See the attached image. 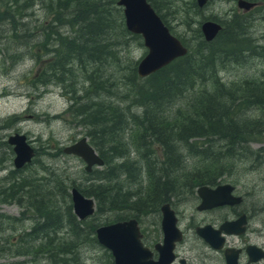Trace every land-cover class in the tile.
I'll list each match as a JSON object with an SVG mask.
<instances>
[{
  "label": "trees",
  "instance_id": "obj_1",
  "mask_svg": "<svg viewBox=\"0 0 264 264\" xmlns=\"http://www.w3.org/2000/svg\"><path fill=\"white\" fill-rule=\"evenodd\" d=\"M18 1L10 3L14 10L20 8ZM149 1L159 10L156 0ZM47 6L51 18L38 41L46 56L37 79L42 84L59 82L71 91L68 110L75 124L85 128L103 164L87 171V183H67L61 172L43 164L50 176L33 179L37 171L19 174L33 157L22 168H13L11 183L2 187L0 196L27 205L36 215L26 232L30 238L18 242L16 253H40L52 264H68L71 257L64 254L74 251L80 235L96 241L90 234L103 218L107 222L158 210L160 202L178 192L179 184L193 191L195 185L215 183L225 171L222 159L234 153L245 135L247 139L259 133L245 126L264 128L258 119L244 116L245 109L253 107L264 112V79L231 84L219 74L229 59L248 55L243 50L251 39L239 13L220 22L222 28L209 41L200 26L191 28L197 39L194 47L177 35L188 52L141 77L136 70L139 58H129L123 47L129 36L140 44L142 37L127 29L117 0H59ZM193 7L198 8L195 0ZM252 47L246 50L249 55ZM79 73L86 85L75 87ZM199 155L200 164L188 169V158ZM73 185L94 198L93 214L109 212L99 224L87 220L92 214L76 218L69 191ZM5 187L10 189L2 196ZM64 219L71 234L55 238L52 231Z\"/></svg>",
  "mask_w": 264,
  "mask_h": 264
},
{
  "label": "rangeland",
  "instance_id": "obj_2",
  "mask_svg": "<svg viewBox=\"0 0 264 264\" xmlns=\"http://www.w3.org/2000/svg\"><path fill=\"white\" fill-rule=\"evenodd\" d=\"M50 1L57 4L59 0H19L20 8L14 10V5L10 4L12 0H0V167L5 168L0 170V190L5 184L11 183L9 174L14 168V152L12 145L7 142V137L14 131L25 132L37 150L34 159L26 167H21L19 174L27 176L37 171L33 179L50 176L49 171L43 169L45 166L49 170L61 172L67 183H87L89 177L81 157L58 150L85 135V128L75 124L68 110L72 102L71 91L59 82L52 80L53 82L42 84L37 79V74L43 66L42 59L46 56L42 43L38 41L41 39L42 28L51 18L47 6ZM191 1L156 0L155 3L159 6L156 11L165 16V21L173 33L182 37L191 47L197 42L191 28L200 26L202 20L212 19L223 25L224 20L230 18L234 12L239 13V16L243 17L242 21L247 22L248 30L244 34L251 39L248 47L253 46L254 50H251L250 53H253L249 55V51H246L248 47L245 46L243 51L248 55H241L238 60L229 59L224 66H220L219 74L231 84L264 79V0H249L255 2L249 9L238 7L237 0H210L203 6L196 3L198 8H190ZM9 10L12 13L9 14ZM123 49L128 51L127 55L131 59L140 58L146 52L144 44L138 43L130 36ZM78 76V83L74 86L86 85V82H83V74L79 73ZM244 116L247 120L258 119L264 123V112L256 107L245 109ZM251 126L252 124H248L245 129L259 133L253 137L248 135V140L245 135L243 140L237 142L234 153L222 159L225 171L219 178L221 182L234 184L236 194L243 197L236 210L252 212L250 226L262 230L261 235L253 232L250 238L264 243V128L259 131L260 125L254 124V128L250 129ZM200 161V155L191 156L186 166L192 169L197 167ZM197 186L193 189L196 190ZM4 189L5 194L2 196H7L10 188ZM183 189L185 188L180 184L176 186L177 191H187ZM18 194L21 200H26L21 192ZM10 198L8 196L3 200L0 196V264H52L40 253H16L18 242L30 238L26 232L34 224L36 215L26 207L27 205ZM195 199L194 195L186 196L175 204L174 207L179 211L180 227L188 229L191 225V215L197 219L199 211L196 210ZM104 214L109 215V212L94 213L87 220L99 224ZM12 216L17 218L12 219ZM158 219V212H149L141 222V226L150 231L151 238L160 236L156 230L157 226H154ZM104 221L106 220L103 218L102 222ZM52 234H56L55 238L58 239L69 238L71 230L65 219L63 225L52 231ZM90 235L94 236L96 241L89 236L84 238L80 235L74 251L64 254L65 257H71L68 264H114L109 257V249L98 242L95 230ZM185 238L186 241L182 242V245L191 247L187 251V254H191L187 263L198 264V257L194 252L191 253L196 245V242H193L196 237L192 228L188 229Z\"/></svg>",
  "mask_w": 264,
  "mask_h": 264
},
{
  "label": "water",
  "instance_id": "obj_3",
  "mask_svg": "<svg viewBox=\"0 0 264 264\" xmlns=\"http://www.w3.org/2000/svg\"><path fill=\"white\" fill-rule=\"evenodd\" d=\"M210 0H196L198 6L205 5ZM237 6L249 9L255 2L249 0H237ZM122 6L124 22L128 30L139 33L142 37L146 52L141 56L136 65L139 76L144 77L156 71L178 56L184 55L188 47L175 35L165 24L159 13L155 10L149 0H117ZM221 23L212 19L202 20L200 28L206 40H212L221 29ZM7 142L12 145L14 152L13 164L15 168H21L30 162L35 156L36 147L32 145L27 134L22 131H14L7 137ZM65 153L75 154L85 162V170L90 171L93 166L103 164L102 157L95 147L89 142L86 135H83L62 147ZM233 189L231 183H221L215 188L201 185L197 188L202 194V202L199 208L206 206L204 202L207 197L212 201L209 206L219 203H231L238 201L240 196H233L230 191ZM70 198L72 210L78 219H85L95 210V200L92 196L86 195L75 185L70 187ZM229 192L222 195L221 192ZM163 231L162 249L157 260L149 258L150 250L143 245L140 237L139 225L136 218L131 217L110 223L100 224L95 227L98 242L107 247L113 255L114 264H168L172 257L174 241L180 239L182 232L177 226V217L174 209L168 202L161 206ZM237 223L239 220L236 221ZM198 231L202 229L198 228Z\"/></svg>",
  "mask_w": 264,
  "mask_h": 264
},
{
  "label": "flooded vegetation",
  "instance_id": "obj_4",
  "mask_svg": "<svg viewBox=\"0 0 264 264\" xmlns=\"http://www.w3.org/2000/svg\"><path fill=\"white\" fill-rule=\"evenodd\" d=\"M222 26V25H221ZM222 28V27H221ZM6 178V177H5ZM228 181H222L217 178L215 183H202L196 187L193 191H178L174 193L168 200L160 202L158 210L139 212L137 216H131L136 218L139 231L141 232V241L143 245L147 246L150 250L149 258L157 260L160 256V251L165 252V248L162 249L163 231L161 227L162 210L161 206L163 203L168 202L170 207L174 209L177 217V226L182 232L180 239L174 241L172 257L168 264H188V258H191V254H187V247L182 245V242L186 241L185 235L188 229L193 230L195 235L196 245L192 248L191 253H195L198 257V264H264V243L263 241H254L250 238V234L253 232L262 234L260 228H253L250 226L249 219L251 213L246 211H237V205L242 202L243 197L240 194H236L235 186L233 183V189L230 193L233 196H240L238 201L231 203H219L216 205L209 206L212 201L209 197L204 200L206 206L199 208L198 206L202 202V194H208L207 191L199 192L197 188L201 185H207L211 188H215L218 184L226 183ZM222 195L229 194V192H221ZM196 198V210L199 211L197 219L196 216L191 215L189 217L188 229L180 227L179 223V211L174 206L179 200L186 196H193ZM96 206V202H95ZM149 212H158L159 219L154 226H157L159 231V237L151 238L150 231L141 226V222L145 219L146 214ZM129 217V218H131ZM127 219V218H124ZM121 219L109 220L102 222L101 224L110 223ZM239 220L237 223L236 221ZM100 225V224H99ZM202 229L198 231L197 229ZM260 229V230H258ZM96 236V233H95ZM109 257L114 263L112 252L109 250ZM263 261V262H262Z\"/></svg>",
  "mask_w": 264,
  "mask_h": 264
},
{
  "label": "bare ground",
  "instance_id": "obj_5",
  "mask_svg": "<svg viewBox=\"0 0 264 264\" xmlns=\"http://www.w3.org/2000/svg\"><path fill=\"white\" fill-rule=\"evenodd\" d=\"M163 21H164V20H163ZM165 24H166V23H165ZM207 41H209V40H207ZM188 49H189V48H188ZM187 52H188V51H187ZM35 154H36V153H35ZM13 165H14V164H13ZM14 168H15V167H14ZM1 169L4 170L5 168H1V167H0V170H1ZM11 172H12V170L10 171V173H11ZM9 177L12 178V176H9Z\"/></svg>",
  "mask_w": 264,
  "mask_h": 264
}]
</instances>
